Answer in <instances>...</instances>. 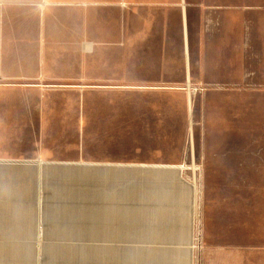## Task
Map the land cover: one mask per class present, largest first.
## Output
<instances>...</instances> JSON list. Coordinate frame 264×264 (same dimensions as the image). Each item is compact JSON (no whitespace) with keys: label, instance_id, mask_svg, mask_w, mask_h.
<instances>
[{"label":"crops","instance_id":"obj_1","mask_svg":"<svg viewBox=\"0 0 264 264\" xmlns=\"http://www.w3.org/2000/svg\"><path fill=\"white\" fill-rule=\"evenodd\" d=\"M263 112L264 0H0V208L127 206L128 176L203 174L207 129Z\"/></svg>","mask_w":264,"mask_h":264},{"label":"rangeland","instance_id":"obj_2","mask_svg":"<svg viewBox=\"0 0 264 264\" xmlns=\"http://www.w3.org/2000/svg\"><path fill=\"white\" fill-rule=\"evenodd\" d=\"M260 118L207 129L201 145L207 174L128 176L127 206L114 205L121 193L107 186L110 206L86 207L80 197L72 207L55 202L0 208V219L9 217L31 235L0 239V263L264 264V112ZM227 158L237 162L236 174L214 165ZM108 180L96 177L95 192ZM86 183L84 177L80 184ZM39 194L44 203L48 191ZM68 195L63 192V200ZM157 195L174 206L136 205L150 204Z\"/></svg>","mask_w":264,"mask_h":264}]
</instances>
